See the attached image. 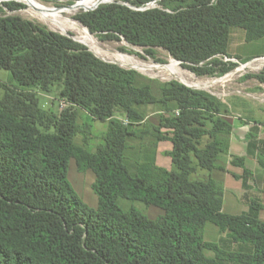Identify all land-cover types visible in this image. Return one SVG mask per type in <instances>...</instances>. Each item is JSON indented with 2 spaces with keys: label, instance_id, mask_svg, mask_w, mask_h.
Instances as JSON below:
<instances>
[{
  "label": "trees",
  "instance_id": "1",
  "mask_svg": "<svg viewBox=\"0 0 264 264\" xmlns=\"http://www.w3.org/2000/svg\"><path fill=\"white\" fill-rule=\"evenodd\" d=\"M126 1L140 7L154 0ZM161 4L165 8L141 12L105 3L76 20L92 34L123 38L151 55L162 48L197 76L213 74L210 61L228 55L233 29H242L247 42L264 38V0ZM0 69L13 80L0 81V264H264L260 200H252L249 213L227 214L223 184L191 178L199 169L227 172L218 162L228 154L233 124L217 98L179 82L146 79L14 16L0 17ZM40 92H54L67 107L60 114L44 109ZM149 106L159 115L152 125L145 124ZM81 111L108 123L94 150ZM133 138L143 141L135 173L128 165ZM163 141L173 145L167 153L172 170L156 161ZM73 159L79 171L95 174L97 209L69 182ZM257 159L264 167V154ZM231 163L243 168L235 178L246 190L258 182L244 158L232 156ZM121 198L159 207L164 216L151 220L134 207L125 211ZM208 223L251 250L231 252L207 241Z\"/></svg>",
  "mask_w": 264,
  "mask_h": 264
},
{
  "label": "rangeland",
  "instance_id": "2",
  "mask_svg": "<svg viewBox=\"0 0 264 264\" xmlns=\"http://www.w3.org/2000/svg\"><path fill=\"white\" fill-rule=\"evenodd\" d=\"M36 1L56 8L73 6L64 1ZM113 3L126 5L129 8L135 7L126 0H112L111 2H106V4ZM102 4L105 5V3ZM161 8L165 7L161 4ZM166 10L171 11V9L169 8H166ZM89 11H94V9ZM89 11L80 10L78 11L79 13L76 12L77 14H65L66 17L64 16V18L68 19L71 22H76L79 25V28L86 29L88 31V28L84 27L75 19L79 14ZM36 15H38L37 12L32 10L26 3L19 0H8L6 2H0V17H20L25 21L35 24L36 26L43 27L48 29L49 31L70 37L83 46L86 45L80 41L81 35L79 33L74 31L71 32V30L65 33H61V31L53 29L49 24L41 21ZM233 30L234 32L236 31V35L234 34V36H237L239 34L237 32H241L242 35L244 34V31L242 29ZM89 33L95 39L93 49L88 45H86L85 47L89 51L92 50L91 52L94 53L99 59L108 63L116 64L127 70H134L139 75L154 82H179L192 90L204 91L217 98L224 106V117L228 121H230L235 126V128H242L240 130H237L236 133L240 135H244L246 132L250 133V140L247 144V149L249 150L250 148H252L258 153L261 150H264V38L253 42H247L245 40V37H242V39L240 38L241 40L238 39L235 52L249 59H241L231 55L217 56L210 61V67L213 69L214 73L211 75L197 76L187 67L183 66L179 61L172 58L170 54L162 48L151 49L153 53L151 55L148 53L149 49L133 46L127 43L123 38H106L97 36L95 34H92L91 32ZM115 55L117 58L124 56L125 58L130 59V62L122 63L121 61L117 60ZM110 56H114V59H112V57ZM231 58L236 60H233ZM174 63H177L176 66L179 70V74L177 75L173 74L168 68ZM153 65L155 70L153 68ZM225 69H227V71L223 72V70ZM0 81L6 83L7 85H11L13 82L11 73L9 71L0 69ZM3 94L4 92L0 93V98L3 97ZM39 98L41 106L44 109L53 111L56 114H60L61 111H63L67 107L66 104H64L54 92H40ZM157 110L158 109L156 106H149L144 108L146 116L145 124L152 125L157 121V117L159 116L157 114ZM79 122L80 124L86 123L87 125L91 126L90 130L92 136L88 143L89 149L94 150L98 145L103 143V135L108 128V123L94 121L93 118L85 111L80 112ZM207 140L208 139H206L204 142H207ZM75 141L81 145L83 143V134L77 136ZM142 143L143 141L141 139L133 138L131 140V144H134L133 146L136 147V149L132 151L133 155L135 156L133 157L132 162L128 163L129 168L133 173H135L137 163L140 161L139 147ZM224 159L225 157L223 156L219 161L220 165L224 164ZM255 159L256 156L249 155L248 166L251 167V169L253 167V163L251 161L254 162ZM168 160L170 159L165 156L161 157L160 165H162L163 167H169L168 169L172 170L174 168L173 164ZM255 174L256 176H258V173ZM223 175L224 174L219 172L217 169L213 171L199 169L195 174L192 175L191 178L194 181H205L212 178L224 185L225 181L228 180ZM95 179V174L92 171H79L76 161L74 159L71 160L69 166V182L77 192V194L92 209H97L98 207V196L92 189V185L95 182ZM250 182L253 183V180H251ZM236 198L239 199V201H237ZM253 199L260 200L257 191H249V193L243 195L242 197L238 196L236 191H231L230 193H226L223 211L231 215H242L249 213L251 211L250 206ZM119 206L125 211H128L134 207L143 212L151 220H157L164 215V211L161 208L147 205L140 201H132L129 199L121 198L119 200ZM261 211L259 214L260 219ZM205 239L207 241L217 243L225 250L231 252H246L250 251L252 248L249 244L235 243L233 241H230L229 239H226V235L222 234L220 232V229L212 223H208L205 228ZM207 254L209 256L214 255L212 252H207Z\"/></svg>",
  "mask_w": 264,
  "mask_h": 264
},
{
  "label": "crops",
  "instance_id": "3",
  "mask_svg": "<svg viewBox=\"0 0 264 264\" xmlns=\"http://www.w3.org/2000/svg\"><path fill=\"white\" fill-rule=\"evenodd\" d=\"M239 33L237 36H234V34L236 35V31L234 32V30L232 31L231 37H230V43H229V47H228V55L231 56H235L241 59H249V58H245L241 55H239L237 52H235V48H236V43L238 42V39H242V37H245V32H244V36L241 34V32H237ZM240 39V40H241ZM242 128H235V126L233 125V131L231 133V135L227 138V149H228V154L225 157L224 164H219V167L221 168H225L227 170V172L218 170L219 172L223 173L224 177L227 178L228 181H225L224 183V201H225V196L226 193H230L231 191H236L237 195L242 197L243 195L249 193L250 192H256L258 193L261 203L264 207V167H262L260 165V163L258 162V155L259 154H264V150H261L259 153L255 150L252 149V151L247 149V144L249 143V132H246L244 135H240L237 134L236 131L240 130ZM246 146V147H245ZM173 148V145L170 141H163L160 142L158 145V150H157V154H156V160L159 166L163 167L162 165H160V159L161 157L165 156L167 157L168 161H171V158L167 155L168 152H170ZM246 148V149H245ZM249 155L251 156H256L255 161H251L252 164V169L251 167L248 166V162H249ZM232 156H236V157H240V158H244L245 159V167L250 170L254 177L256 176L255 173H258V182H254L248 183V190H246L243 186V182L241 180H238L237 178H235V175H242L243 173V168L238 167V166H234L232 165L231 161H232ZM165 169H168L169 167H163ZM170 170V169H168ZM257 177V176H256ZM237 199V198H236ZM237 201H239V199H237ZM223 210H224V205H223ZM164 216V215H163ZM162 216V217H163ZM160 217V218H162ZM261 220L264 221V209L261 211Z\"/></svg>",
  "mask_w": 264,
  "mask_h": 264
},
{
  "label": "bare ground",
  "instance_id": "4",
  "mask_svg": "<svg viewBox=\"0 0 264 264\" xmlns=\"http://www.w3.org/2000/svg\"><path fill=\"white\" fill-rule=\"evenodd\" d=\"M8 0H0V2H6ZM21 2L26 3L32 10L37 12L38 15H36L41 21L44 23L49 24L53 29L59 30L62 32H67L69 30L77 32L81 35L80 41L93 49V44H94V38L92 35L86 30V29H81L79 28V25L76 22H71L68 19H65L64 16L65 14H74L80 10H85L89 11L92 9L97 8L98 5L106 2H111L112 0H83L79 1L77 4L73 6H68V7H61V8H56V7H50L45 4H42L36 0H19ZM30 10V9H29ZM27 12V11H26ZM79 13V12H78ZM77 14V13H76ZM29 15V14H28ZM66 17V16H65ZM29 18V17H27ZM33 18V17H32ZM71 19V18H70ZM73 19V17H72ZM77 19V18H76ZM75 19V20H76ZM77 21V20H76ZM73 32V33H74ZM69 35V34H68ZM95 37V36H94ZM97 42V41H96ZM96 44V43H95ZM127 44V43H126ZM85 45V46H86ZM95 48V46H94ZM92 51V50H91ZM98 54V53H97ZM126 56V55H125ZM112 59H114V56H110ZM116 57V55H115ZM128 57V56H127ZM106 58V57H105ZM117 58V57H116ZM133 59V58H132ZM117 60L121 61L122 63H128L130 62V59L123 57L117 58ZM134 62V61H133ZM137 62V61H136ZM177 63H174L173 65L169 66V70L173 74H179V70L177 69ZM125 66V65H124ZM138 66V65H136ZM135 66V68H136ZM127 67V66H126ZM141 67V66H140ZM145 67V65H144ZM154 68V65H153ZM151 69V68H150ZM162 69V68H161ZM148 70V69H147ZM155 70V68H154ZM160 70V69H159ZM163 70V69H162ZM166 71V70H164ZM182 72V71H181ZM166 74V73H165ZM183 74V73H182ZM172 75V74H171ZM182 81V80H181ZM213 82V81H211ZM220 82V81H219ZM224 82V81H223ZM187 84V83H186ZM204 84V83H203ZM199 86V85H198ZM197 86V87H198ZM210 87V86H209ZM212 87V86H211ZM201 88V85H200ZM203 88V87H202ZM206 88V87H205ZM208 88V86H207Z\"/></svg>",
  "mask_w": 264,
  "mask_h": 264
},
{
  "label": "built area",
  "instance_id": "5",
  "mask_svg": "<svg viewBox=\"0 0 264 264\" xmlns=\"http://www.w3.org/2000/svg\"><path fill=\"white\" fill-rule=\"evenodd\" d=\"M162 1L163 0H154V1H151V2H149L147 4H144L143 6L133 7L131 9L136 10V11H141V12H144V11H147V10H151V9H162L161 8ZM231 59H233V58H231ZM233 60H236V59H233ZM63 103L66 104L65 102H63ZM66 106H67V104H66ZM125 123H128V121L126 120Z\"/></svg>",
  "mask_w": 264,
  "mask_h": 264
}]
</instances>
